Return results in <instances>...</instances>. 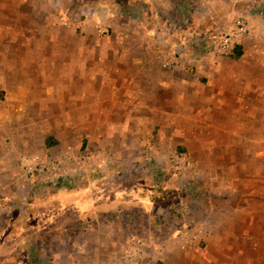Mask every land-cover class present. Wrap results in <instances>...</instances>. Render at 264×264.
<instances>
[{"label": "rangeland", "instance_id": "obj_1", "mask_svg": "<svg viewBox=\"0 0 264 264\" xmlns=\"http://www.w3.org/2000/svg\"><path fill=\"white\" fill-rule=\"evenodd\" d=\"M94 1L111 8L102 10ZM135 1L127 2L131 6ZM245 2L248 8L229 23L250 20L261 32L246 40L238 59L215 55L206 41L199 40L211 31L195 26L193 13L187 16L186 26L176 28L169 26L165 13L155 14L151 26L165 20L160 35L179 52L175 67L182 72L177 70L175 77L183 73L193 77L198 61L224 58L215 62L220 72L205 77L207 101L198 102L200 109L193 113L197 116L184 117L183 111H176L180 133L173 141L164 140H169L170 152L165 159H157L141 150L157 146V130L140 135L120 154H110L103 147L107 135L87 133V119L76 117L77 102L62 93L66 87L61 80L72 78L73 72L66 63L71 58L64 62L58 52L71 55L74 47H81L74 37L86 31L84 26L94 28L98 16L108 19V36L125 28L113 8L116 1L0 0V225L6 227H0V264H32L36 253L51 257L54 248L49 242L55 231L49 225L54 228L62 221L85 218L90 199H101L111 187L132 193L137 186L130 180L144 186V199L150 201L142 210L127 206L134 209L127 240L140 234L165 241L183 226L209 217L211 230L187 249L197 255L188 264H264V14L252 11L260 0L241 3ZM176 20L172 19L174 25ZM155 35L152 32L153 39ZM63 62L67 65L62 69ZM222 77V84L215 82ZM78 122L84 125L78 127ZM190 129L192 133L184 134ZM89 150L101 151L108 158L94 169L68 175L69 183L56 190L49 186V179L27 175L34 159ZM181 154L188 156L193 169L174 174L167 162Z\"/></svg>", "mask_w": 264, "mask_h": 264}, {"label": "crops", "instance_id": "obj_2", "mask_svg": "<svg viewBox=\"0 0 264 264\" xmlns=\"http://www.w3.org/2000/svg\"><path fill=\"white\" fill-rule=\"evenodd\" d=\"M243 1L246 0H136L133 5H146L150 9L142 18L134 17L130 12L118 14L124 20L125 28L122 30L113 31L108 37L101 38L94 28L84 26L86 31L79 37H74L76 43H82L81 47H74L71 55L62 51L58 53L62 56L59 59L64 62L65 59L71 58L66 63L69 62L73 77L61 80V86L66 87L62 89V93L67 92L68 96H72V101L77 102L76 117L87 119V133L100 131L107 135L103 147L110 154L115 153L112 151L120 154L119 150L130 148L134 141L141 139L140 135L157 130V146L147 149L141 147V150L151 152L157 159H165L170 152L171 145L168 141H173L175 135L180 133V124L177 122L180 116L176 111H183L184 117L197 116V113H193L200 109L198 102L200 104L207 101L203 90L205 77H215L220 72L215 67V62H221L224 58L220 61L211 58L198 61L193 66L196 68L193 77H187L184 73L181 77H175L176 71L181 74L182 69H176L177 66L173 67L174 69L161 66L153 51L152 32L155 31L151 30L147 21L151 20L153 15L165 13L166 21L169 20L170 23L172 19L185 20L193 13L195 26L203 28L201 30H206V33L211 31L209 36L199 34V40L210 45L217 34L215 31H221L231 19L244 11L245 7L248 8L246 2L241 3ZM126 5L129 6V3ZM176 7H180L184 12L177 14L180 10ZM175 14L177 17L172 18ZM133 21L137 22L133 24ZM249 22L250 20V32L240 45L242 51L246 40L259 37L261 32L259 27ZM155 34L157 36L156 32ZM64 62L62 69L67 65ZM225 80L226 78L224 82ZM215 82L222 84L223 77ZM97 119L99 120L96 121ZM78 124V127L84 125L80 122ZM191 131L193 130H185L184 134L192 133ZM195 133H198V130L195 129ZM165 139L169 140L164 141ZM159 150H163L160 151L161 155L157 153ZM127 162L130 164L131 159ZM135 181H128L137 186L132 190L128 189L132 191L130 194L124 189L111 187L104 191L101 199L97 196L90 199L87 216L81 218V221L67 224L62 221L54 228L49 225L55 231L49 242L54 252L51 257L42 253L44 256L41 254V263L123 264L122 248L127 241V231L131 225L128 222L129 215L134 214V209H127V206L142 210L150 201L144 199V186ZM96 194L98 193L95 192ZM0 227L6 228L3 225ZM68 229L80 230L76 237L72 232V240L69 243L64 238L65 230ZM157 243L154 249L147 251L140 264H188L192 258H197L194 251H183L171 240Z\"/></svg>", "mask_w": 264, "mask_h": 264}, {"label": "built area", "instance_id": "obj_3", "mask_svg": "<svg viewBox=\"0 0 264 264\" xmlns=\"http://www.w3.org/2000/svg\"><path fill=\"white\" fill-rule=\"evenodd\" d=\"M93 11H89L92 13ZM89 15V14H88ZM94 22V29L98 36H108L110 23L104 16ZM228 29L216 34L210 50L218 56H228L234 53L237 46L243 43L249 34V24L245 20L228 24ZM153 51L156 58L164 68H173L179 64L180 56L177 49L167 45L161 35L154 39ZM108 155L101 151L89 150L84 153L59 152L50 156L34 159L27 167V175L35 179H55L68 176L85 170H91L105 162ZM167 167L174 174H185L193 169V163L187 155H172L167 162ZM211 230V220L203 217L199 222L183 226L176 230L167 239L181 250L191 248L196 242L204 238ZM164 241H159L162 243ZM157 241L145 235L136 234L126 241L122 248L123 264H140L147 253L157 246Z\"/></svg>", "mask_w": 264, "mask_h": 264}, {"label": "trees", "instance_id": "obj_4", "mask_svg": "<svg viewBox=\"0 0 264 264\" xmlns=\"http://www.w3.org/2000/svg\"><path fill=\"white\" fill-rule=\"evenodd\" d=\"M116 1V7H113L115 8V12L116 14H122V13H125V12H130L132 14V16L136 17V16H139L140 18L144 17L145 14L148 12V7L146 5H138V4H134L132 3L131 6H128L126 5V2L127 1H130V0H114ZM122 1H124V3H122ZM96 3V1H94ZM103 3V2H102ZM128 3V2H127ZM98 6H101V9L102 10H107L108 8H111L110 5H104L105 6H102L100 5V2L96 3ZM252 11L254 13H261V14H264V0H260L259 3H254L253 7H252ZM184 12L182 9H180V12ZM181 16V15H180ZM154 21V15L153 17H151V20L147 21V25H149V27H151V30H154L157 35L158 34H161L162 31H163V25H164V22H153L152 24H155V26H151V22ZM149 23V24H148ZM176 25L173 24V21L168 23L170 27L172 28H176L178 25H183V26H186L188 24V20H176ZM163 24V25H162ZM242 47L239 45L235 48L234 50V53L232 54V56L234 58H239L241 55H242ZM85 172V171H84ZM83 172V173H84ZM79 173H76L75 175H78ZM81 174V172H80ZM49 182V186L52 187L53 189L56 190V186H62V184H68L69 183V176H61V177H56L55 179H51V180H47ZM193 186H191L190 188H192ZM196 189L194 188V194L197 195L195 192ZM199 197V196H198ZM199 205L200 206H204V204L202 202H199ZM81 221V220H80ZM64 232V231H63ZM65 240L67 241V243L70 242L71 237H72V232H74L75 234V237L78 235V232L80 233V230H77V229H72V230H65ZM70 232V233H69ZM62 233V232H61ZM31 249V247H29ZM33 254V253H32ZM41 254L42 253H36V254H33L32 255V263L33 264H43V262L41 263ZM44 255L42 254V257ZM47 264H51V263H47Z\"/></svg>", "mask_w": 264, "mask_h": 264}]
</instances>
